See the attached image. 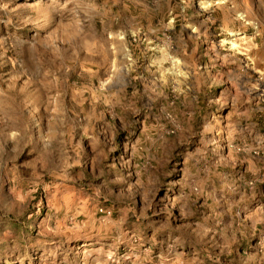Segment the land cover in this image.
<instances>
[{
  "label": "rangeland",
  "instance_id": "374dc122",
  "mask_svg": "<svg viewBox=\"0 0 264 264\" xmlns=\"http://www.w3.org/2000/svg\"><path fill=\"white\" fill-rule=\"evenodd\" d=\"M207 5L0 0V264H264L263 44Z\"/></svg>",
  "mask_w": 264,
  "mask_h": 264
},
{
  "label": "crops",
  "instance_id": "0c3cea01",
  "mask_svg": "<svg viewBox=\"0 0 264 264\" xmlns=\"http://www.w3.org/2000/svg\"><path fill=\"white\" fill-rule=\"evenodd\" d=\"M205 3L208 9H204V12L209 15L246 19L248 29L254 30L252 34H259V42L264 50V0H221L218 3L217 0H205ZM256 59L258 65L264 66V54Z\"/></svg>",
  "mask_w": 264,
  "mask_h": 264
}]
</instances>
